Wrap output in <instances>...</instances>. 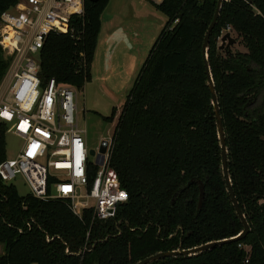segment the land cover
Wrapping results in <instances>:
<instances>
[{
    "label": "trees",
    "instance_id": "16d2710c",
    "mask_svg": "<svg viewBox=\"0 0 264 264\" xmlns=\"http://www.w3.org/2000/svg\"><path fill=\"white\" fill-rule=\"evenodd\" d=\"M17 0H0V13ZM109 0L83 1L67 33H49L38 75L81 90L91 78L101 14ZM224 0L208 63L227 146V167L245 237L192 256L148 264H264V0ZM165 17L112 132L110 166L127 202L114 217L75 216L65 201L21 196L0 180V264H135L159 251L238 235L243 226L221 171L220 144L202 57L216 0L152 2ZM230 27L245 48L218 47ZM9 59L0 47V81ZM115 109L105 119L111 121ZM7 124L0 121V162ZM198 181L204 186L197 208Z\"/></svg>",
    "mask_w": 264,
    "mask_h": 264
},
{
    "label": "built area",
    "instance_id": "2783aa9c",
    "mask_svg": "<svg viewBox=\"0 0 264 264\" xmlns=\"http://www.w3.org/2000/svg\"><path fill=\"white\" fill-rule=\"evenodd\" d=\"M83 1L17 0L0 13V47L9 59L0 82V121L21 139L15 156L0 162V180L12 184L20 174L33 197L63 200L79 219L88 211L92 220H107L128 200L110 166L112 137L103 153L99 146L91 155L75 117L76 89L54 78L42 84L38 75L48 34L67 33L70 18L83 14ZM229 31L222 29L217 41Z\"/></svg>",
    "mask_w": 264,
    "mask_h": 264
},
{
    "label": "rangeland",
    "instance_id": "374dc122",
    "mask_svg": "<svg viewBox=\"0 0 264 264\" xmlns=\"http://www.w3.org/2000/svg\"><path fill=\"white\" fill-rule=\"evenodd\" d=\"M128 1L136 4L133 9L135 14V23L139 29V34L143 38L144 57L139 62L137 55L128 53L122 48L123 42L112 58V66L109 68L110 57L103 54V58L95 57L97 63L93 64L92 78L87 81L81 90H75L76 111L75 117L79 127L85 130L83 136L86 139V144L89 150H97L102 141L111 139L114 126L118 115L121 111L126 94L132 86V83L144 62L148 51L160 32L166 17L159 11L155 10L150 0H110L101 14V17H109L111 10L124 7ZM133 7V6H131ZM133 11L132 15H133ZM152 12L156 14L153 18ZM134 17V16H133ZM123 25L124 23H121ZM119 27H122V26ZM133 26L135 24L132 23ZM127 26V25H125ZM234 38L231 30L229 31ZM103 40V39H100ZM221 44L218 40V46ZM226 43H224V46ZM102 43H99V52L101 51ZM231 50L245 48L239 40L231 45ZM145 50V51H144ZM223 51V48L220 49ZM110 53V52H109ZM142 53L140 55H142ZM120 56V57H119ZM117 59L119 61L117 62ZM108 64V65H107ZM91 67V70H92ZM1 82V81H0ZM115 109V115L111 121L105 119L109 116L112 110ZM21 139L10 132L5 134V152L6 157H14ZM89 159H92L89 157ZM15 186L19 195L24 196L30 193L29 188L20 174H17L11 181ZM3 252V245L0 243V254ZM86 264H96L95 261H90Z\"/></svg>",
    "mask_w": 264,
    "mask_h": 264
},
{
    "label": "water",
    "instance_id": "95a60500",
    "mask_svg": "<svg viewBox=\"0 0 264 264\" xmlns=\"http://www.w3.org/2000/svg\"><path fill=\"white\" fill-rule=\"evenodd\" d=\"M89 1L94 2L96 0H89ZM223 1L224 0H216V7H215L214 14H213V18H212V20H211V22H210V24L206 30V33L204 35L203 42H202V57H203L204 68H205V73H206V80H207L206 83H207V86H208L209 91H210L211 104L213 106L216 128H217V134H218V138H219V144H220V150H221L220 151L221 171H222V175L224 177V181H225L226 186H227V190L229 192L230 200L232 202V205L235 209V212H236L243 228H242L241 232L234 237L225 238L223 240L210 241V242H207V243L195 246V247L187 248V249L159 251V252H156L154 254H151V255L145 257L142 260H139L135 264H148V263L156 261V260H160V259H164V258H170V257H176L179 255H181V256L196 255V254L202 253L204 251L210 250L215 246H220V245H223L226 243H230V242L239 240V239L245 237L249 231V225L245 219L244 214L242 213V211L239 208L238 201L236 199V196H235L234 191H233L232 186H231V180H230L229 171H228V167H227V146H226V142H225V135H224V130H223V126H222L221 115L219 112L217 95H216V91L214 88V83H213V79L211 76L210 67H209V63H208V55H207L210 33H211L212 29L214 28V26L216 25V22H217ZM220 41H221V44L218 46L220 49H222V48L223 49H230L231 45H233L235 43V40L231 37L229 32H226L221 37ZM224 43H226L225 46H224ZM99 150L101 153H103L105 151V141L101 142ZM89 153L91 155H93L94 150H90ZM101 160H102V158L100 157L98 162L101 163ZM198 188H199V196H198L197 208L199 209L202 205V201H203V197H204V186H203V183L201 181H198Z\"/></svg>",
    "mask_w": 264,
    "mask_h": 264
},
{
    "label": "crops",
    "instance_id": "0c3cea01",
    "mask_svg": "<svg viewBox=\"0 0 264 264\" xmlns=\"http://www.w3.org/2000/svg\"><path fill=\"white\" fill-rule=\"evenodd\" d=\"M150 1L151 3L155 2L152 0ZM159 2L160 1L158 0L155 3H159ZM135 8H136V4L131 1H128L126 5H124V7L122 6L119 7L118 9L111 10L109 17L106 16L105 18L104 17L100 18L101 28L98 34L92 66L93 64L96 65L97 61L95 57H97L98 53H100L98 56H101V58H103V54L106 57L108 56L110 57V61H108L109 63L108 67L110 68L112 66V58L114 56V53L117 51V48L121 46L122 42H123L122 48L124 49V51H128L129 54L130 53L134 55L138 54L137 58L139 62H141V59L145 56L144 53H142L143 49L141 50L142 46L144 45H143V38L139 34L140 33L139 29L135 23V20L137 19V18L135 19L136 12L133 11V9ZM131 11H133V15ZM152 16L153 18H156V14L154 12H152ZM120 22L124 24L121 25ZM132 23L135 24V26H133ZM120 25L122 27H119ZM100 42L102 43V48L101 51L99 52ZM141 53L142 55H140ZM118 61L119 59H117V62ZM92 71H93V67L91 70V78H92Z\"/></svg>",
    "mask_w": 264,
    "mask_h": 264
}]
</instances>
